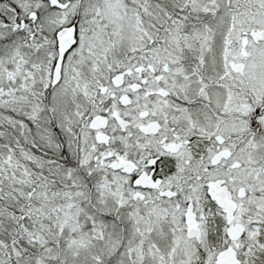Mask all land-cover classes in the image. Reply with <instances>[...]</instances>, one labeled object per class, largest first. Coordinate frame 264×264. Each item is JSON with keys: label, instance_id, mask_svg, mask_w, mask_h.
<instances>
[{"label": "snow or ice", "instance_id": "obj_1", "mask_svg": "<svg viewBox=\"0 0 264 264\" xmlns=\"http://www.w3.org/2000/svg\"><path fill=\"white\" fill-rule=\"evenodd\" d=\"M0 264H264V0H0Z\"/></svg>", "mask_w": 264, "mask_h": 264}]
</instances>
